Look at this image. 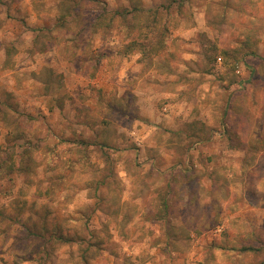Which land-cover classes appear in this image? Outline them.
I'll return each instance as SVG.
<instances>
[{
	"label": "rangeland",
	"instance_id": "rangeland-1",
	"mask_svg": "<svg viewBox=\"0 0 264 264\" xmlns=\"http://www.w3.org/2000/svg\"><path fill=\"white\" fill-rule=\"evenodd\" d=\"M0 264H264V0H0Z\"/></svg>",
	"mask_w": 264,
	"mask_h": 264
},
{
	"label": "crops",
	"instance_id": "crops-1",
	"mask_svg": "<svg viewBox=\"0 0 264 264\" xmlns=\"http://www.w3.org/2000/svg\"><path fill=\"white\" fill-rule=\"evenodd\" d=\"M204 8L202 7L198 9L197 12L194 10L193 12L194 20L198 19L196 18L197 14H201L204 12ZM194 9H196V7H194ZM128 56L130 57L129 61H124L123 64L120 63L121 66L119 65V63H117L120 66V68L118 69L119 70L118 72L116 71L117 76H115L114 79H119L116 82L117 88L119 89L117 93L118 96L120 97L122 96L123 91H125L126 89V84H129L128 96H130L131 99L133 98L135 100V102L138 104V107L141 109V113L145 115V117L151 118L153 117V115H156V117L158 116V119H166L168 124H172L173 117L178 115V113L181 110L183 111L185 116L190 114L191 112L190 108H187L185 110L184 105H187V104H186V101L183 99L184 94H185V92H183L184 89H186L188 86L191 85L189 84V82L185 83V82H182L183 80H180V81L171 83L169 82V80H166L167 82L165 83L164 82L165 80H163L164 78H158V80L162 82V85H164L162 88L161 86H159L158 88H155L150 83H147L146 81L145 83H143L141 82V79H138L137 75H134V72H133L139 69L138 68L139 67V64H138L139 53L128 54ZM181 56L184 58H187V57L192 56V54L187 53L186 51H182ZM108 67L111 68V65L109 63H108ZM116 68H117V65H116ZM178 71H180V69H178ZM79 72L80 71L77 69L75 70L70 69L69 71L71 75L70 77L72 79H75L76 77H80V79H82L83 76H85V72L84 71L81 73ZM101 73L99 75V78H101ZM106 77H108L107 74L104 75V79H106ZM136 78L138 80H136ZM98 82H101V80L98 79ZM174 99L176 100L174 101ZM154 100L156 101L163 100V102L165 103L163 107L161 106L160 108L156 109L155 105L151 103ZM181 131L184 132L185 134L184 137H190L192 134L189 128L186 129V128L181 127ZM196 145L197 144L195 142L192 146L195 147Z\"/></svg>",
	"mask_w": 264,
	"mask_h": 264
},
{
	"label": "built area",
	"instance_id": "built-area-1",
	"mask_svg": "<svg viewBox=\"0 0 264 264\" xmlns=\"http://www.w3.org/2000/svg\"><path fill=\"white\" fill-rule=\"evenodd\" d=\"M221 58L217 57V63H220Z\"/></svg>",
	"mask_w": 264,
	"mask_h": 264
},
{
	"label": "trees",
	"instance_id": "trees-1",
	"mask_svg": "<svg viewBox=\"0 0 264 264\" xmlns=\"http://www.w3.org/2000/svg\"><path fill=\"white\" fill-rule=\"evenodd\" d=\"M173 1V0H172ZM117 12H119V11H117ZM126 12V11H125ZM120 14V13H119ZM123 13H121L120 15H122Z\"/></svg>",
	"mask_w": 264,
	"mask_h": 264
}]
</instances>
